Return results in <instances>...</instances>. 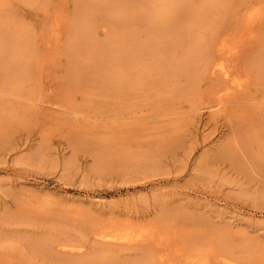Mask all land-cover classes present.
I'll return each instance as SVG.
<instances>
[{"label": "rangeland", "instance_id": "obj_1", "mask_svg": "<svg viewBox=\"0 0 264 264\" xmlns=\"http://www.w3.org/2000/svg\"><path fill=\"white\" fill-rule=\"evenodd\" d=\"M129 1L0 0V24L10 32L3 36L18 47L12 61L25 66L0 75V264H158L188 254L207 255L210 264L263 263L264 151L253 142L262 157L250 166L255 175L217 153L241 132L255 136L253 125L264 129V1L193 0L184 16L177 0H144V7L131 0L147 11L141 22L151 23L134 22L144 36L130 27L131 41L132 23L124 24L138 10ZM204 14L210 19L201 22ZM162 16L176 28L156 26ZM190 26L196 40L184 46ZM221 42L226 48L217 51ZM236 81L245 89L235 90ZM167 104L174 119H186L173 150L159 151L153 133L173 119L160 116ZM114 230L129 239H110Z\"/></svg>", "mask_w": 264, "mask_h": 264}, {"label": "bare ground", "instance_id": "obj_2", "mask_svg": "<svg viewBox=\"0 0 264 264\" xmlns=\"http://www.w3.org/2000/svg\"><path fill=\"white\" fill-rule=\"evenodd\" d=\"M90 1V0H89ZM115 2H116V0H114ZM123 1V0H122ZM127 1V0H126ZM129 1V0H128ZM169 1V0H168ZM179 1V2H178ZM195 1V0H194ZM264 1V0H263ZM115 2H113L114 4H116ZM121 2V1H120ZM125 2V1H124ZM129 2H131V0L129 1ZM137 2V1H136ZM141 2H142V0H141ZM140 2V3H141ZM145 1L143 0V2L141 3L142 5H143V7H144V3ZM148 2V0L145 2V3H147ZM181 2V6L183 7L184 6V9H182L180 6H177V8L178 7H180V9H179V11H181L182 12V14L185 16V13L187 14V15H189V11H190V9H191V7L193 6L192 4H193V0H177V5L179 4ZM89 3V2H88ZM93 3H94V1H93ZM93 3H92V5H93ZM112 3V2H111ZM135 4L134 2H131L130 4L131 5H133V4ZM149 3V2H148ZM174 3V2H173ZM95 4V3H94ZM122 4V3H121ZM125 4H127V2H125ZM124 3H123V6L125 5ZM129 4V3H128ZM208 4V3H207ZM88 5V4H87ZM91 5V4H90ZM116 5H118V6H121L119 3H117ZM136 5V4H135ZM141 5V6H142ZM148 5V4H147ZM171 6H172V4H170ZM169 5V6H170ZM117 6V7H118ZM123 6L122 7H120V9L122 8L123 9ZM126 6V5H125ZM124 6V7H125ZM137 6V5H136ZM135 6V8H133V10L135 9V10H138V12H140L139 11V5L136 7ZM187 6V7H186ZM86 7V6H85ZM90 7V6H89ZM109 7V6H108ZM148 7H149V5H148ZM173 7H175V6H173ZM195 7V6H194ZM119 8V7H118ZM117 8V9H118ZM141 8V7H140ZM168 8L169 7H167L166 9L168 10ZM177 8L175 7V9L177 10ZM185 8H187V10L185 9ZM105 9V8H104ZM120 9H118V10H120ZM121 9V10H122ZM174 8H173V10H175ZM208 9H209V7H208ZM212 9V8H211ZM210 9V11H212ZM109 10H111L110 8H109ZM120 10V11H121ZM130 10H131V8H130ZM143 10H144V8H143ZM164 10H165V7H164ZM166 10V11H167ZM172 9H171V12L173 11ZM100 11V10H99ZM106 11H108V10H106ZM145 11H146V9H145ZM145 11H144V14H143V11L142 12H140L141 13V16H144L145 14H147V13H145ZM165 11V12H166ZM209 11V10H208ZM208 11H206V13L208 12ZM210 11H209V13H210ZM214 11V10H213ZM103 12H104V10H103ZM127 12V11H126ZM130 11H128V13H129ZM136 12V11H135ZM134 12V13H135ZM138 12L136 13V15H134L133 13H132V15H130V16H135L134 18H132L131 17V19L130 20H132V22L129 20V21H127V20H125V26H127L129 23L131 24L132 23V25L131 26H129V30H127V34H126V40H130V38L129 37H131L132 38V36L133 37H135L134 35H135V33H138L137 34V36L140 34H143L144 33V31H143V33H140V30L137 32V30L138 29H136L135 30V28H134V24L136 23V24H139L138 26H141V24H140V22H141V18H146V16L147 15H145V17H141L140 15H138ZM147 12V11H146ZM155 12V11H154ZM153 12V13H154ZM164 12V13H165ZM177 13L178 11H174V13ZM192 12H194L193 10H192ZM191 12V13H192ZM196 13L198 12V11H195ZM194 12V13H195ZM160 13V12H159ZM175 13V14H176ZM205 13V12H204ZM209 13H207V14H209ZM120 14V13H119ZM143 14V15H142ZM158 14V13H157ZM167 14V13H166ZM175 14H173L174 16H171V17H173L172 19H174V18H177V16H178V13H177V16H175ZM182 14H181V16H182ZM207 14H204L203 16L205 17ZM247 14V13H246ZM124 15H126V13L124 14ZM129 15V14H128ZM155 15V14H154ZM162 15V14H161ZM170 15V14H169ZM193 15V14H192ZM194 15H196V14H194ZM127 16V15H126ZM126 16H123V19H124V17H126ZM137 16H140V20H137ZM168 16V15H167ZM180 16V15H179ZM191 16V15H190ZM189 16V17H190ZM200 16V15H199ZM108 17H110V16H108ZM114 18H116V17H114ZM117 18H119V17H117ZM154 18H156L157 19V17H154ZM159 18V20H161V21H157V22H155L154 21V23H155V25L157 26V25H161L162 23H164V22H166V23H168V21H169V23L168 24H166L165 23V25H164V28H166V27H168V28H166L167 30L168 29H171V28H174L173 26H175V25H173V22H175V21H172V20H170L171 18H169L168 19V21H166V18H165V16H162V17H158ZM161 18V19H160ZM185 18V17H184ZM207 18H209V17H205L204 19L202 18L201 19V22H203L202 20H205V19H207ZM107 19V18H106ZM128 19V18H127ZM178 19H181L180 17H178ZM191 18H189V20H190ZM210 19V18H209ZM242 19V18H241ZM251 19V18H250ZM114 20V19H113ZM175 20V19H174ZM186 20V19H185ZM194 20V19H193ZM247 20H249V19H247ZM114 21H116V20H114ZM119 21V22H118ZM117 21V23L119 24L120 22V24H122V23H124V20H118ZM123 21V22H122ZM138 21H139V23H138ZM144 20H142V22L141 23H143V25L142 26H144L145 24L144 23H148L147 21L145 22H143ZM184 21V20H183ZM126 22H129V23H127V25H126ZM135 22V23H134ZM191 22V21H190ZM249 22H250V20H249ZM134 23V24H133ZM180 23L181 24H183L181 21H180ZM180 23H177V24H180ZM204 23L207 25V23L204 21ZM112 24H114V23H112ZM135 24V25H136ZM148 24H150L151 25V23H148ZM153 24V23H152ZM172 24V25H171ZM176 24V23H175ZM180 24V26H182ZM193 24V23H192ZM195 24V23H194ZM244 24H247V23H245L244 22ZM78 25V24H77ZM101 25V24H100ZM191 25V24H190ZM195 25H197V24H195ZM200 25V24H199ZM14 26V25H13ZM120 26V25H119ZM154 26V25H153ZM162 26V25H161ZM198 26V25H197ZM4 27H6L7 28V26H4V24H3V26H2V24H0V38L2 39V40H4L5 39V37L3 36L4 34H5V36H6V33H3L4 32V30L7 32V34L8 33H10V32H8V30L5 28L4 30H3V28ZM14 27H16V26H14ZM75 27H76V25H75ZM99 27V26H98ZM117 27V26H116ZM121 27V26H120ZM130 27H133L134 28V30H135V32L133 31V33H131L132 32V28H131V31H130ZM137 27V26H136ZM155 27V26H154ZM8 28H9V26H8ZM77 28H78V26H77ZM125 28V27H124ZM152 28V27H151ZM155 28H158V29H160L161 27H155ZM175 28H176V26H175ZM190 28V30L188 29V31H187V34H185L184 33V37L185 38H187L186 40H184V37H182V39H180L181 41V44L182 45H184L183 43L185 42V43H191L192 41H195L196 39L194 38L195 36H196V34H197V27L196 26H190L189 27ZM249 28H251V26L249 27ZM24 29V28H23ZM22 29V31H19L20 33L22 32L23 33V30ZM97 29H99V28H97ZM101 29V28H100ZM141 29H144V27H142ZM153 29V28H152ZM152 29H146L147 31H149V30H152ZM157 29V30H158ZM3 30V31H2ZM54 30V29H53ZM61 30V29H60ZM156 30V29H155ZM156 30V31H157ZM161 30V29H160ZM187 30V29H186ZM59 31V30H58ZM130 31V32H129ZM163 31H165V29L163 30ZM184 31V30H183ZM183 31H182V33H183ZM25 32V31H24ZM60 32V31H59ZM125 32V31H124ZM171 32V31H170ZM175 32V31H174ZM129 33H130V35H132V36H130L129 35ZM149 33H151V32H148V33H145V36H147L148 37V35H149ZM167 33H169V32H167ZM176 33H177V31H176ZM176 33H173L174 34V36H173V34H170L171 36V39H172V36H173V38H177L178 39V34L176 35ZM181 33V34H182ZM25 34V33H24ZM59 34V33H58ZM161 33H160V31H159V37L160 36H162V35H160ZM9 35V34H8ZM7 35V36H8ZM14 35V34H13ZM54 35H55V32H54ZM129 37H128V36ZM139 35V36H140ZM153 35V34H152ZM163 35H164V33H163ZM6 36V37H7ZM56 36H57V34H56ZM136 36V42H143V41H141V40H137L138 39V37ZM143 36H144V34H143ZM153 36H155V35H153ZM166 36H167V34H166ZM176 36V37H175ZM215 36V35H214ZM2 37H4V39L2 38ZM10 37V36H9ZM9 37H8V39H9ZM12 37V36H11ZM123 38L125 37V34H124V36H122ZM157 37H158V35H157ZM158 37V38H159ZM169 36L166 38L167 40H168V42L171 40V39H169L170 38ZM264 37V36H263ZM122 38V41L124 40ZM141 38V37H140ZM152 38V40H154L153 39V37H151ZM163 38V37H162ZM180 38V37H179ZM189 38V39H188ZM221 38V37H220ZM0 39V43H1V45L0 46H2V48L0 49V71H1V73H0V75L1 76H3L4 74L6 75V74H8V72L9 71H11V70H14V71H16V72H20V71H23L24 70V68H25V66L24 65H20L19 67H18V65L16 64V62L17 61H15L14 62V60L12 61V56L13 55H17L18 56V47H16V46H14L13 44V46L11 45V40H10V43L8 42V40L7 39H5L4 41H7V42H4V41H2ZM15 39V38H14ZM13 39V40H14ZM19 39V42L20 43H22V40H24V39H21V38H18ZM17 39V40H18ZM21 39V40H20ZM146 39V38H145ZM155 39H157V38H155ZM176 39V40H177ZM213 39V38H212ZM214 39H216V37H214ZM219 39V38H218ZM217 39V40H218ZM12 40V41H13ZM16 40V39H15ZM126 40H124L123 42H122V44H124L125 42H126ZM132 40H133V38H132ZM151 40V41H152ZM165 40V39H164ZM167 40L165 41V43L167 42ZM25 41H27L26 39H25ZM25 41H23L24 43H22V44H25ZM131 41V40H130ZM130 41H128L129 43H130ZM150 41V42H151ZM155 41H157V40H154V45H153V47L152 48H154L155 47ZM174 41V40H173ZM173 41H170V42H173ZM198 41V40H197ZM213 41H215V40H213ZM18 42V41H17ZM18 42V43H19ZM134 43L135 45V47H137V48H141V47H143V51H144V46H141V47H139L138 46V44L140 45V43ZM160 42H161V40H160ZM163 42V41H162ZM167 42V43H168ZM16 43V42H15ZM20 43H19V46H21L20 45ZM132 43V42H131ZM153 43V41L150 43V46L148 47V48H145L146 49V51H148V49L151 47V44ZM164 43V44H165ZM177 43H179V42H177ZM213 43V42H212ZM222 43V42H221ZM220 43V44H221ZM226 43V42H225ZM128 44V43H127ZM143 45H144V43H142ZM149 44V42H147V44L146 45H148ZM163 44V45H164ZM173 43H171V45H172ZM130 45V44H129ZM157 46H158V43L156 44ZM160 45H162V44H160ZM159 45V46H160ZM168 45H169V43H168ZM170 45V48L172 47V46H174V45H172L171 46ZM22 46H24V45H22ZM126 46L127 45H125V49H126ZM156 46V47H157ZM157 47V49H162V48H160V47ZM167 46V45H166ZM185 46V45H184ZM4 47V48H3ZM124 47V46H123ZM129 47V46H128ZM131 45H130V47L129 48H127V49H131ZM134 47V49H133V53H134V50L136 49ZM188 47V46H187ZM187 47H185V48H187ZM193 47V46H192ZM191 47V48H192ZM210 47V46H209ZM214 47V46H213ZM169 48V49H170ZM184 47H182V49H183ZM197 48V47H196ZM202 48V47H201ZM207 48V47H206ZM206 48H204V50L206 51L207 49ZM225 48L226 47H224V43H222L218 48H217V51H221V50H225ZM141 49H139V50H141ZM151 49V48H150ZM155 49V48H154ZM153 49V50H154ZM179 49V48H178ZM199 49V48H198ZM198 49H196V52H197V50ZM210 49H212V48H208V50H209V52H211L210 51ZM138 50V51H139ZM142 50H141V52H142ZM164 50V49H163ZM162 50V51H163ZM177 50V49H176ZM186 50V49H185ZM194 50H195V48L193 49V50H191V53H192V51H193V53H194ZM207 50V51H208ZM125 51V50H124ZM131 51V50H130ZM146 51H144V54L146 55ZM156 51V50H155ZM162 51H161V53H162ZM165 51V50H164ZM200 51V50H199ZM204 51V54L206 53L207 55H208V52H205ZM127 52V51H126ZM140 52V51H139ZM157 52V51H156ZM195 52V53H196ZM202 52V51H201ZM213 52V51H212ZM214 52H216V51H214ZM225 52V51H224ZM230 52H232L231 50H230ZM143 53V52H142ZM142 53H140V55H141V57L140 58H142V55L144 56V54H142ZM148 54H149V51L147 52ZM152 53V52H151ZM160 53V54H161ZM171 53V52H170ZM173 53V52H172ZM203 53V52H202ZM153 54H155V52L153 51ZM175 54V53H174ZM186 54V53H185ZM204 54L202 55L201 54V57L203 56L204 57ZM205 54V55H206ZM211 54V53H210ZM209 54V55H210ZM213 54V53H212ZM211 54V55H212ZM221 54V53H220ZM223 54V53H222ZM98 55V54H97ZM180 55V54H179ZM195 55V54H194ZM197 55H199V54H197ZM173 57H174V55H172ZM178 56V55H177ZM213 56V55H212ZM219 57H220V55H218ZM223 56V55H222ZM148 57V56H147ZM176 57V56H175ZM175 57H174V59H175ZM183 57V56H182ZM199 58V59H202V61L204 62V64L205 65H208V59L209 58ZM210 58H211V56H209ZM215 56H213V58H214ZM252 57V56H251ZM251 57H249V58H251ZM139 58V59H140ZM162 58V57H161ZM212 58V59H213ZM216 58H218V57H216ZM221 58V57H220ZM192 59V58H191ZM252 59V58H251ZM259 59H263V58H261V56H260V58ZM142 60H143V58H142ZM145 60V59H144ZM150 60V59H149ZM173 60V59H172ZM218 60H220L219 58H218ZM218 60H216L217 62L214 64L215 65V68L217 67V69H219V73H220V71H221V73L223 74V76H225V77H223L224 79H226L225 81H227V82H230V79L229 78H231L232 76H230V73L228 72V70L226 69V67L224 66V64L223 63H221L220 61L218 62ZM137 62H138V60H136ZM135 61V62H136ZM140 61H141V59H140ZM146 61V60H145ZM197 61V60H196ZM206 61H207V64H206ZM251 61H253V59L251 60ZM136 62V63H137ZM189 62H191V60L189 61ZM195 62V61H194ZM200 62V61H199ZM209 62H210V60H209ZM249 63H251L250 61H249ZM257 63H259V62H257ZM261 63V64H260ZM259 64H260V67H259V71L262 73V75L261 76H264V61L262 60L261 62H260ZM190 64V63H189ZM194 64V63H193ZM201 64V63H200ZM138 65V64H137ZM140 65V64H139ZM190 65H192V63L190 64ZM248 65V64H247ZM256 65V64H255ZM211 66V65H210ZM212 66H213V64H212ZM169 67V66H168ZM191 67V66H190ZM203 67H204V65H203ZM206 67V66H205ZM204 67V68H205ZM215 68H213V69H215ZM258 68V67H257ZM247 69V68H246ZM200 70V69H199ZM207 70V69H206ZM212 70V69H211ZM188 71H190V68L188 69ZM203 71H205V70H202V72ZM2 72H4L3 74H2ZM94 72V71H93ZM197 72V71H196ZM206 72V71H205ZM205 72H204V74H205ZM213 72V71H212ZM214 72H216V71H214ZM218 72V71H217ZM233 72V71H232ZM253 72V71H252ZM252 72H251V74H252ZM88 73H90V72H88ZM250 73V72H249ZM260 73V74H261ZM91 74V73H90ZM93 74V73H92ZM91 74V75H92ZM95 74V73H94ZM207 74V73H206ZM209 74V73H208ZM214 74V73H213ZM216 74V73H215ZM232 74V73H231ZM87 75V74H86ZM199 75V74H198ZM88 76V75H87ZM85 77L86 79H90V81H92V79L95 77ZM93 76V75H92ZM187 76V75H186ZM205 75H203V77H204ZM238 76V75H237ZM236 77V76H235ZM253 77V76H252ZM258 77V76H257ZM189 78V77H188ZM195 78V77H194ZM251 78V77H250ZM249 78V79H250ZM201 79V78H200ZM200 79L198 80V82H200ZM232 79V78H231ZM245 79V78H244ZM109 80V79H108ZM186 80H187V78H186ZM192 80L194 81V79L192 78ZM196 80V79H195ZM257 80H259L258 78H257ZM257 80H256V82H257ZM262 80V79H261ZM260 80V82H262ZM110 81H111V79H110ZM190 81H191V78H190ZM225 81H224V83H225ZM232 81V80H231ZM104 82H106V83H108L106 80L104 81ZM196 82V81H195ZM233 82V81H232ZM259 82V83H260ZM111 83V82H110ZM186 83H187V81H186ZM189 83V82H188ZM193 82H190V84H192ZM235 83H237V81L236 82H234V84ZM109 84V83H108ZM247 84H249V82H247ZM246 84V85H247ZM189 85V84H188ZM232 85V84H231ZM230 85V86H231ZM237 87L238 88H235V90L236 89H239V88H241L242 90H244L245 88V84H243V83H237ZM187 86V85H186ZM190 86V85H189ZM189 86H188V88H189ZM229 86V85H228ZM234 87V86H233ZM251 87V86H250ZM102 88H103V86H102ZM101 88V89H102ZM180 88V87H179ZM194 88V87H193ZM101 89H100V91L99 92H101V93H103L104 94V90H105V87H104V92H102L101 91ZM183 89V88H182ZM186 89V88H185ZM196 89V88H195ZM195 89H193L194 91H195ZM234 89V88H233ZM240 89V90H241ZM178 90H181V89H178ZM178 90H177V88H176V90L175 91H177L178 92ZM192 90V89H191ZM190 90V91H191ZM198 90V89H197ZM241 90V91H242ZM110 91V90H109ZM186 91H187V89H186ZM238 91V90H237ZM246 91V90H245ZM98 92V94L100 95V93ZM108 92V91H107ZM112 92H114V91H112ZM175 93V95L177 94L178 95V93ZM180 92V91H179ZM185 92V91H184ZM228 92V91H227ZM97 93V92H96ZM188 93H191V92H188ZM252 93V92H251ZM105 94H106V92H105ZM172 94V93H171ZM187 94V93H186ZM221 94V93H220ZM102 95V94H101ZM168 95V94H167ZM173 95H174V93H173ZM179 95H180V93H179ZM179 95H178V101L180 100V97H179ZM183 95H185V94H183ZM192 95H194V92H193V94ZM225 95V94H224ZM229 95V94H228ZM252 95V94H251ZM255 95V94H254ZM200 96V95H199ZM222 96V95H221ZM236 96V95H235ZM244 96V95H243ZM174 97V96H173ZM182 97V96H181ZM217 97V96H216ZM233 97V96H232ZM251 97V96H250ZM203 98V97H202ZM219 99H218V101H220L221 99H222V97L220 98V97H218ZM176 99V100H177ZM182 99V98H181ZM193 99V98H192ZM197 99V98H196ZM246 99H248V98H246ZM111 100V99H110ZM222 100H224V99H222ZM235 99H233V100H231V101H234ZM237 100V99H236ZM203 101V100H202ZM209 100H207V102H208ZM239 101V100H238ZM237 101V102H238ZM112 102H114V101H112ZM224 102V101H223ZM236 102V103H237ZM243 102V101H242ZM204 103H205V101H204ZM221 103V102H220ZM219 103V104H220ZM236 103H234V104H236ZM219 104H218V106H219ZM239 104V103H238ZM231 105H232V103H231ZM196 108H198L197 106H196ZM199 108H201V107H199ZM198 108V109H199ZM223 107H221V109H222ZM196 110V109H195ZM179 111V110H178ZM213 111V110H212ZM214 111H215V109H214ZM218 111H219V109H218ZM173 113L172 115H173V119H171L170 121H169V123L167 124V126H161L160 128H156V132H155V134L153 133V135L155 136V138H156V140H153V139H150V141L151 140H153L154 142H152L153 143V146H158V147H154L155 149H157V150H159V151H170L171 149L173 150V147H174V142L175 141H178V140H176V137L179 139V137H180V129H182V126H181V124H180V120L181 119H174V115L176 114L175 112H176V109L174 108V107H172L171 108V105L170 104H167V105H165L164 107H163V109L161 110V112H160V116H162V114L163 115H165V114H167V115H169V113ZM178 114H179V112H177ZM193 113V112H192ZM177 114V115H178ZM171 115V114H170ZM176 115V116H177ZM241 115V114H240ZM179 116V115H178ZM177 116V117H178ZM2 117V116H1ZM5 117V116H4ZM242 117V116H241ZM181 118H183V117H181ZM183 119H186V118H183ZM182 119V120H183ZM181 120V121H182ZM189 120V119H188ZM250 121H251V119H250ZM183 122V121H182ZM254 124V123H253ZM183 130V129H182ZM252 130L254 131L253 133L255 134V136L253 135L252 137H249L248 136V134L247 133H244L243 135L244 136H241L242 135V132L240 133V135H239V137L237 136L236 138H234L232 141H230V143H228V144H226L224 147H222V149L217 153V156H218V158H220V159H227L229 162H231V163H233V164H231V165H233L235 168H239L241 171H242V169L243 170H245V172L246 171H249V172H251V173H249V172H247L249 175H251V174H253V175H255L253 172H252V170L250 169V166H253V161H255V159L258 161V160H260V159H262V157L259 155V154H255L254 155V145H256L257 144V146H259L260 147V152H262V151H264V143H262L261 142V139L263 140L264 139V129H258L255 125H253L252 126ZM177 132H178V134H177ZM183 132V131H182ZM252 133V132H251ZM246 134V135H245ZM91 136L92 137H94L92 134H91ZM91 136H89V138L91 137ZM182 136V135H181ZM85 138V137H84ZM86 138H88V137H86ZM85 138V139H86ZM89 138H88V140H89ZM150 138V137H149ZM231 138V137H230ZM242 138V139H241ZM261 138V139H260ZM84 139V140H85ZM91 139V138H90ZM88 140H86L87 142H88ZM92 140V139H91ZM91 140H89V141H91ZM181 140V139H180ZM179 140V141H180ZM253 142H255L256 144H254L253 145ZM148 143V142H147ZM151 142H149V144L151 145L152 144ZM177 143V142H176ZM148 144V145H149ZM153 146H151V147H153ZM161 149V150H160ZM150 154V153H149ZM144 155V154H143ZM149 157V156H148ZM132 159H133V157H132ZM252 168V167H251ZM258 169V168H257ZM238 170V169H237ZM239 170V171H240ZM260 170V169H259ZM246 173V174H247ZM262 175V178H264V173H262L261 174ZM254 179V178H253ZM26 203H27V201H26ZM29 203V202H28ZM28 203H27V206H28ZM32 203V202H31ZM33 204V203H32ZM32 204L30 205V207L32 206ZM36 204V203H35ZM34 204V205H35ZM45 204H47V203H45ZM43 205V204H42ZM50 205V204H49ZM26 206V205H25ZM40 206V205H39ZM30 207H29V209H30ZM34 207V206H33ZM45 207V206H44ZM28 209V210H29ZM50 209V208H49ZM31 210V209H30ZM33 210V209H32ZM53 210V209H52ZM70 210V209H69ZM40 212V211H39ZM46 212V211H45ZM49 212V211H48ZM72 212V211H71ZM73 212H74V210H73ZM72 212V213H73ZM26 213V212H25ZM43 214H45V213H43ZM59 214V213H58ZM62 214H63V212H62ZM75 215L74 216H77L76 214V211H75V213H74ZM86 214V213H85ZM45 215H47V214H45ZM52 215V214H51ZM50 215V216H51ZM63 215H65V214H63ZM67 215H71L70 214V212H69V214H67ZM66 215V216H67ZM85 216V215H84ZM68 217V216H67ZM78 217V216H77ZM76 217V218H77ZM56 218H58V217H56ZM69 218V217H68ZM86 218V217H85ZM70 219H71V217H70ZM79 219V218H78ZM77 219V220H78ZM87 219V218H86ZM93 219V218H92ZM69 220V219H68ZM75 220V219H74ZM73 220V221H74ZM77 220H75V223H76V221ZM82 220V219H81ZM90 220V219H89ZM86 222V221H85ZM93 222H96V221H93ZM78 223V222H77ZM79 223H80V221H79ZM78 223V224H79ZM91 223V222H90ZM174 224V223H173ZM104 225V224H103ZM94 226V225H93ZM93 226H91V227H93ZM98 226V225H97ZM168 226V225H167ZM166 228V227H165ZM115 230H117V229H115ZM114 230V234H111V236H110V239H113V240H120V239H122L123 241H126V239L128 238L126 235H127V233H126V235L125 234H121V233H118V234H116L117 232ZM126 230V229H125ZM132 231V230H131ZM113 232V231H112ZM109 236V235H108ZM127 238H126V237ZM135 236H137V234L135 235ZM134 236V237H135ZM142 236V235H141ZM106 237V236H105ZM138 237V236H137ZM142 237H145V236H142ZM131 238V237H130ZM139 238V237H138ZM191 238V237H190ZM129 239V238H128ZM131 240H133V238L131 239ZM100 241V240H99ZM128 241V240H127ZM138 241V240H137ZM51 242H52V240H51ZM50 242V243H51ZM53 243V242H52ZM47 245V244H46ZM58 245H60V243L58 244ZM62 245V244H61ZM69 245V244H68ZM67 247V246H66ZM199 247V246H198ZM62 248V247H61ZM64 248V247H63ZM76 249H78V248H76ZM183 249H185V248H183ZM73 250V249H72ZM71 250V251H72ZM75 250V249H74ZM186 250V249H185ZM190 250H192V249H190ZM194 250V249H193ZM206 251V250H205ZM69 252V251H68ZM192 252V251H191ZM73 254V253H72ZM187 255V254H186ZM192 256V255H191ZM191 256H189V254H188V257L186 258V261L185 262H183L184 260H182V259H180V258H176V259H171V260H169V261H167V259L166 260H161V262L160 263H158V264H210L209 263V260H208V257H207V255H205L204 256V254L203 255H201L199 258H192ZM115 258H116V256H115ZM165 258V257H164ZM210 259H212V258H210ZM114 261V260H113ZM112 261V262H113ZM117 261V260H116ZM123 262V261H122ZM121 262V263H122ZM118 263V262H117ZM74 264H77V263H74ZM125 264V263H124ZM261 264H264V262L263 263H261Z\"/></svg>", "mask_w": 264, "mask_h": 264}]
</instances>
